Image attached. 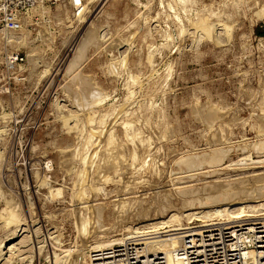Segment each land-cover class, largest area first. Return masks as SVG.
Here are the masks:
<instances>
[{"label":"rangeland","instance_id":"374dc122","mask_svg":"<svg viewBox=\"0 0 264 264\" xmlns=\"http://www.w3.org/2000/svg\"><path fill=\"white\" fill-rule=\"evenodd\" d=\"M12 2L0 264H181V241L150 242L163 220L197 233L264 221V0H34L11 16ZM231 196L249 218L205 219ZM99 249L112 261L92 260ZM208 249L197 264L216 259Z\"/></svg>","mask_w":264,"mask_h":264},{"label":"bare ground","instance_id":"6f19581e","mask_svg":"<svg viewBox=\"0 0 264 264\" xmlns=\"http://www.w3.org/2000/svg\"><path fill=\"white\" fill-rule=\"evenodd\" d=\"M133 80V79H132ZM112 140V139H111ZM118 152V151H117ZM224 154V153H223ZM209 155V154H208ZM192 156V155H191ZM208 157V156H207ZM214 157V156H213ZM193 157H191L192 159ZM206 158V157H205ZM105 159V158H104ZM210 159V157H209ZM214 159V158H213ZM260 175V174H259ZM246 177V176H245ZM255 177V176H254ZM249 178V177H248ZM262 178V177H261ZM217 180V179H216ZM235 180V179H234ZM246 180V179H245ZM237 181V180H236ZM217 182V181H216ZM231 182V181H230ZM237 183V182H236ZM218 184V183H217ZM241 184V183H240ZM244 187H245V184H243ZM231 186V185H230ZM183 187V186H182ZM247 187V186H246ZM193 189V187H191ZM228 188V187H227ZM232 188V187H231ZM243 188V187H242ZM262 188V187H261ZM230 189V187H229ZM234 189V187H233ZM241 189V188H240ZM245 189V188H244ZM251 189V188H250ZM180 190V189H179ZM225 190V189H223ZM231 190V189H230ZM187 191V190H186ZM228 191V190H227ZM256 191V190H255ZM223 192V191H222ZM232 192V191H231ZM243 192V191H242ZM250 192V191H248ZM230 193V191H229ZM234 193V192H233ZM231 193V194H233ZM239 193V192H238ZM252 193V192H251ZM262 194V192H260ZM192 194V193H191ZM194 194V193H193ZM216 194V193H215ZM221 194V193H220ZM228 194V193H227ZM229 194V195H231ZM247 194V193H245ZM244 194V196H245ZM260 194V195H261ZM240 195V194H239ZM249 195V194H247ZM253 195V194H252ZM259 195V194H257ZM263 195V194H262ZM189 196V195H188ZM223 196V195H222ZM221 196V197H222ZM228 196V195H226ZM235 196V195H234ZM241 196V195H240ZM243 196V195H242ZM251 196V195H250ZM249 196V197H250ZM199 197V196H198ZM225 197V196H224ZM238 196L235 197V199L237 198ZM248 197V196H247ZM257 197V196H256ZM220 198V196H218V199ZM226 198V197H225ZM231 199H234L233 196L230 197ZM261 198V197H260ZM196 199V198H195ZM208 199V198H207ZM211 198H209V201H210ZM216 199H217V195H216ZM229 199V198H228ZM234 199V200H235ZM240 198L236 199L235 200V203H228L229 201L227 202H224L226 199H222V201H220L219 203H212L214 204L213 207L211 209H209V213L206 212L205 208V213H207L205 216V219L206 217L208 216H212L213 214H218V215H224L226 218L228 219H238V218H245V217H248L251 215L250 213H247L246 210L243 208V207H240V208H236V204L238 202H236L237 200H240ZM252 199V198H251ZM197 200V199H196ZM195 200V201H196ZM206 200V199H205ZM213 200V199H212ZM233 200V201H234ZM244 200V199H243ZM250 198H248V202H249ZM255 200V198H254ZM208 201V202H209ZM232 201V200H231ZM199 202V201H197ZM204 202V201H203ZM240 202V201H239ZM246 202V201H244ZM187 203V202H186ZM184 203V205L186 204ZM202 203V202H200ZM210 203V202H209ZM195 204V202H194ZM207 204V203H205ZM241 204V203H240ZM192 205V203H191ZM211 205V203L209 204ZM204 206V204H203ZM206 206V205H205ZM262 206V205H261ZM264 206V205H263ZM189 210H190V207H188ZM187 208V209H188ZM198 208V207H197ZM204 208V207H203ZM209 208V207H208ZM263 208V207H262ZM261 208V209H262ZM184 209V208H183ZM186 209V208H185ZM186 209V210H187ZM199 209V208H198ZM257 210V209H256ZM192 211V210H191ZM185 212V211H184ZM204 212V211H202ZM200 211V213H202ZM174 213V212H173ZM192 213H197V212H192ZM191 213V214H192ZM183 214V213H182ZM181 214V215H182ZM204 213L202 214H199V215H203ZM178 216V215H177ZM183 216V215H182ZM188 216V211H187V215L186 217ZM195 216V215H194ZM197 216V215H196ZM195 216V217H196ZM199 216V217H201ZM203 216V217H204ZM189 218L192 217L191 216H188ZM187 217V218H188ZM172 219L170 220H163L164 222H162V224H167L169 226L168 229H165V230H160L158 231L157 230V227L153 230H155L154 232H152V234H155L154 236L150 237V242L151 243H154L156 248H159V249H167V248H172L177 246L180 241L181 243L183 242V238L185 237V235H187L188 237L191 236V235H194L195 233L197 232H190V230H192V228H189L187 229L188 227H181L183 225H181L180 227H176V226H173L172 225V222L170 221H173V219H176L178 217H171ZM193 218V217H192ZM198 218V217H197ZM247 218V219H248ZM204 220V219H203ZM240 220V219H239ZM168 223H171V224H168ZM175 223V222H173ZM211 223V222H210ZM227 223V222H226ZM226 223H216V224H208V225H205L203 226L204 228H207V227H211V226H220L219 228H216V229H211V228H208V229H205L203 231V233L201 232V240H200V243L198 244V249L202 248L199 250V252L203 253L205 252V248H209L208 250L212 251L213 253L216 254V259L212 260L209 264H264V240H259L258 241V244L259 245H256L253 249H249V248H242L243 244H245L247 242V238H249V234L252 233L253 231L256 230L255 228V219H248V220H241V221H236L235 222H231L230 226H224ZM233 223V224H232ZM155 226V225H154ZM143 229V228H142ZM186 229V230H184ZM152 230V231H153ZM184 230V231H182ZM136 232V231H135ZM148 232V231H147ZM182 232V235L181 237L179 236H175L176 234L178 233H181ZM143 233V232H142ZM151 233V232H150ZM214 234H218L217 236L213 237ZM147 235L149 236V234L147 233ZM248 235V236H247ZM130 236H133V235H130ZM147 236V238H148ZM129 237V236H128ZM123 238V237H122ZM125 238V237H124ZM123 238V239H124ZM127 238V237H126ZM155 238V239H154ZM181 238V240H180ZM215 238H217V240H215ZM219 238V239H218ZM121 239V238H120ZM134 239V238H133ZM146 239V238H145ZM116 240V239H115ZM126 240V239H125ZM149 240V239H148ZM257 240V239H255ZM123 241V240H122ZM120 241V242H122ZM124 242V241H123ZM142 243H147L145 241H143ZM181 243H180V246H181ZM100 246V245H99ZM108 246V245H107ZM103 247V246H102ZM153 247V246H151ZM109 248V247H108ZM154 248V247H153ZM13 249H16L14 245H10L8 247V250H13ZM104 249V248H103ZM168 249V250H169ZM18 250V249H17ZM99 250H102V249H99ZM157 250V249H156ZM103 252L100 251V253H97V256L96 254H94V257L95 258H92V260H102V263H104L105 260H107V262L105 263H108V262H111L112 259L114 258L115 254L112 252V250H107L109 253H106L104 252L105 250H102ZM154 251V250H152ZM155 253H161V252H155ZM162 253H165V256L167 257V264H171L170 262L173 261H170L168 255L166 254V252H162ZM173 256H174V261L175 262H178V263H181V264H185V259H188V255H187V252L185 253L184 256L182 257H178L176 255H174V251H173ZM109 257V258H108ZM172 257V256H171ZM112 258V259H111ZM83 261V260H82ZM85 261V260H84ZM83 261V262H84ZM175 264V263H174Z\"/></svg>","mask_w":264,"mask_h":264},{"label":"built area","instance_id":"2783aa9c","mask_svg":"<svg viewBox=\"0 0 264 264\" xmlns=\"http://www.w3.org/2000/svg\"><path fill=\"white\" fill-rule=\"evenodd\" d=\"M34 2V0H16V2H12L14 5V8H7L6 13L10 14L11 16H14V9L17 7H26L27 5H30ZM10 12V13H8ZM12 22H15V18H10ZM256 222V230L249 234V238H247V242L243 244L242 248H249L250 250L253 249L258 244L259 240H264V221L261 219H258ZM248 236V235H247ZM201 233H195L194 235L184 237V244L183 246H177V248L174 250L176 256L182 257L187 252L188 259H185V264H197L198 261L197 258L199 257L201 252H199L200 249H198V244L201 240ZM257 239V240H255ZM163 262V261H161Z\"/></svg>","mask_w":264,"mask_h":264}]
</instances>
